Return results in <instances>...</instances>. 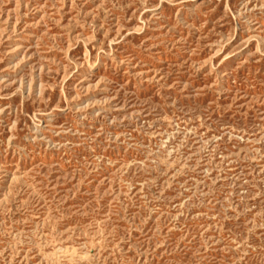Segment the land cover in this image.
I'll return each mask as SVG.
<instances>
[{"label":"rangeland","instance_id":"1","mask_svg":"<svg viewBox=\"0 0 264 264\" xmlns=\"http://www.w3.org/2000/svg\"><path fill=\"white\" fill-rule=\"evenodd\" d=\"M0 264H264V0H0Z\"/></svg>","mask_w":264,"mask_h":264},{"label":"bare ground","instance_id":"2","mask_svg":"<svg viewBox=\"0 0 264 264\" xmlns=\"http://www.w3.org/2000/svg\"><path fill=\"white\" fill-rule=\"evenodd\" d=\"M97 65H98L97 62H93V64L91 65V68H93V67H95Z\"/></svg>","mask_w":264,"mask_h":264}]
</instances>
